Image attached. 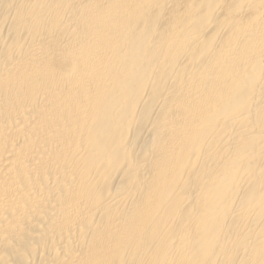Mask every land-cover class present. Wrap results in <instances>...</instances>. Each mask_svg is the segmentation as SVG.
<instances>
[{
  "label": "bare ground",
  "instance_id": "6f19581e",
  "mask_svg": "<svg viewBox=\"0 0 264 264\" xmlns=\"http://www.w3.org/2000/svg\"><path fill=\"white\" fill-rule=\"evenodd\" d=\"M0 264H264V0H0Z\"/></svg>",
  "mask_w": 264,
  "mask_h": 264
}]
</instances>
